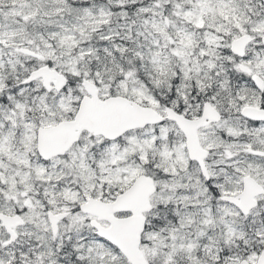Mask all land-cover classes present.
<instances>
[{"label":"snow or ice","instance_id":"6c2138e0","mask_svg":"<svg viewBox=\"0 0 264 264\" xmlns=\"http://www.w3.org/2000/svg\"><path fill=\"white\" fill-rule=\"evenodd\" d=\"M0 264H264V0H0Z\"/></svg>","mask_w":264,"mask_h":264}]
</instances>
